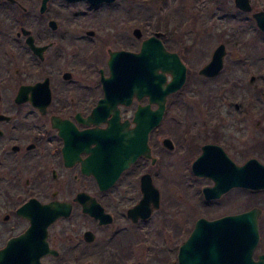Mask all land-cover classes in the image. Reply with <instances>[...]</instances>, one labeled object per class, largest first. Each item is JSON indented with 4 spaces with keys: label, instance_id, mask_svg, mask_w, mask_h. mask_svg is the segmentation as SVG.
Here are the masks:
<instances>
[{
    "label": "flooded vegetation",
    "instance_id": "obj_1",
    "mask_svg": "<svg viewBox=\"0 0 264 264\" xmlns=\"http://www.w3.org/2000/svg\"><path fill=\"white\" fill-rule=\"evenodd\" d=\"M170 2L161 0L167 14L153 12L144 19L138 13L124 18L123 10H109L121 7L119 0L96 4L89 0H0V264H11V256L6 253L8 241L25 233L30 226L29 220L19 215L17 209L31 199L37 201L31 203L34 205L57 201L70 206L68 216H61L47 226L46 253L50 254L41 257L42 264H90L95 258L100 264H137L132 253L139 226L159 209L153 210L146 219H133L129 215L142 198L143 175H148L158 189L160 207L157 179L161 185L169 183L182 191L194 190L198 180L210 183L201 186V192L213 185L210 178L192 170L204 146L220 147L235 164L229 152L241 144L246 151H264V54L246 55L248 36L238 37L237 29L218 33L223 39L219 37L216 42H186L179 38L186 51L212 50L210 54H202L204 62L190 71L185 55L172 51V42L165 37V34L171 37L187 24L183 6L176 9ZM248 2L249 11L239 8L235 0L232 6L240 18H249L252 27L264 36L253 17L258 12L264 14V0L261 8H253L251 0ZM171 13L181 16L175 18ZM221 18L235 20L234 16ZM136 22L142 28L134 27L130 31L134 41L122 32L124 25ZM142 29L147 33L143 38ZM98 35V42L93 44L91 39ZM152 36L166 50L179 55L186 66V79L196 72L200 82L194 90L200 93L205 110L218 116L226 112L229 122L177 121L175 136L158 139L160 146L154 138L158 125L148 134L150 157L133 160L112 182L118 169L133 157L127 135L138 128L136 112L149 101L137 95L126 102L120 99L124 92L115 88L108 65L110 53H137L142 42ZM107 41L118 47L106 48V56L94 54ZM219 45L225 50L221 70L215 76L200 74ZM227 47L244 57L227 60ZM170 79L167 74V81ZM36 84H40L36 90L27 89ZM181 102L178 107L183 108ZM150 107L154 110L156 105L151 103ZM253 126L259 133L254 135ZM119 132L125 137H117ZM247 135V140H241L240 136ZM166 138L172 143L171 149L162 143ZM178 150L185 160L188 151L192 154L181 177L172 180L167 164L164 173L161 170L157 173L155 168L162 164V153ZM95 173L100 176V183ZM169 185L166 184L168 188ZM234 189L248 195L264 193V189L244 188H232L226 193ZM184 229L187 231L186 227L181 228L179 234ZM261 255L264 253H253L252 258L257 261ZM220 259L219 264H227L226 258ZM174 264H177V253Z\"/></svg>",
    "mask_w": 264,
    "mask_h": 264
},
{
    "label": "water",
    "instance_id": "obj_2",
    "mask_svg": "<svg viewBox=\"0 0 264 264\" xmlns=\"http://www.w3.org/2000/svg\"><path fill=\"white\" fill-rule=\"evenodd\" d=\"M89 1L96 4L113 0ZM235 2L242 10H251L248 0H235ZM253 17L258 27L264 31V14L258 12L253 14ZM137 35L140 36L139 32ZM224 54V46L219 45L214 50L210 62L200 70V74L215 76L223 66ZM108 65L110 74L116 82L115 88L124 92L120 95L121 100L126 102L137 95L139 99L147 97L149 101L146 105L140 106L136 112L135 120L138 122V128L127 135L130 146L133 147V157L131 161L124 160V165L118 169V173L112 179L113 182L130 162L140 156L150 157L148 134L161 122L167 97L184 85L186 66L179 55L166 50L156 36L144 40L137 53L111 52ZM167 74L171 76L169 81ZM39 85L27 89L36 90ZM45 89L48 90L46 83ZM151 103L156 105L154 110L150 107ZM116 136L125 137L122 132ZM162 143L168 149L172 148L169 139H163ZM192 170L195 174L206 176L213 181L211 187L203 188L202 194L205 200L218 199L232 188L264 189L263 163L252 158L237 165L218 146H204L203 153L192 164ZM95 176L100 183V176L96 173ZM141 190L142 198L139 204L129 212L133 219L138 217L146 219L153 210L159 208V191L153 186L148 175H143L141 178ZM31 203L37 201L31 199L17 209L19 215L29 220L30 226L25 233L8 241L6 253L11 256V264H42L41 257L50 254L46 253L47 226L70 213V206L62 202L55 201L47 205ZM91 214L98 215L96 212ZM260 214V208L252 207L243 212L215 219L198 218L189 236L178 248L177 264H219L220 258H226L227 264H264V255L259 256L257 261L252 258L260 239L258 226ZM51 254L57 255V253Z\"/></svg>",
    "mask_w": 264,
    "mask_h": 264
},
{
    "label": "rangeland",
    "instance_id": "obj_3",
    "mask_svg": "<svg viewBox=\"0 0 264 264\" xmlns=\"http://www.w3.org/2000/svg\"><path fill=\"white\" fill-rule=\"evenodd\" d=\"M119 3L122 8L116 6L109 10H123L124 18L128 15H137V13L144 19L148 18L153 12H161V15L168 13L161 6V0H119ZM261 3L262 0H251L253 8H261ZM170 5L173 8L176 7V9H179L180 5L183 6L184 9H182L184 10L187 24L183 28H180L178 32H173L171 37L168 35L166 36V34L165 37H167L170 44L172 42L170 45L172 51L177 52L181 56L185 55L190 71L204 62L202 58L205 57L202 54H206L207 52L210 54L212 50L191 49L186 51L183 49V45L179 43V38L186 42H216L219 40V37L223 39L220 36V33L224 32L223 30L231 32L232 30L237 29L238 33H236V35L238 37L245 35L248 36L244 52L246 55L249 54L250 57H252L264 54V36L257 29L252 27V22H250L249 18L239 17L232 6V0H171ZM218 7H220V9H218ZM200 8H203V12L199 13ZM222 15L227 17L234 16L235 20L233 19L234 21L230 22L231 19L228 20L226 18H221ZM179 16H181V14L172 15V17L175 18H179ZM192 16H194L195 19L192 20ZM207 18H216V20L208 21ZM123 27V35H128L129 37H131L129 35L130 31L134 27L142 28L141 24L137 22L133 25L126 24ZM142 32L143 38L147 33L144 29H142ZM218 33L220 34L219 37L217 35ZM99 35L91 39L93 44L98 42ZM215 36L218 38H214ZM131 39L135 41L132 37ZM116 47H118V45L112 43V41H107L106 45H99L95 49L94 54L98 52L106 56V48L115 49ZM228 53L229 55L226 57L227 60L230 58H236L237 60V58L244 57V54L241 55L237 50L229 48ZM227 72L228 70L225 69L224 73ZM195 73L194 75H188L183 88L178 93L168 97L163 119L157 127V132H155L154 135L158 146H160L158 139L164 136L171 138L175 136V132L178 131V127L175 125V122L177 121L229 122V117H227L226 112V114L222 112L218 116L205 110L201 101L200 93L194 90V87L196 85L199 86L200 82V80L196 78ZM180 100L182 101L183 108L178 107ZM260 105H262V103H260ZM247 131L248 130L245 132ZM251 131H253L254 135L255 133H259L254 126L251 127ZM240 138L241 140H247L248 135L245 138L240 136ZM179 147L180 145H178V148ZM243 147L244 146L241 144L237 150L231 149L229 152L237 164L244 162V160L250 157L257 158L264 163V160L262 159V157H264L263 150L256 149L246 151ZM190 151L187 153L186 160L181 157V152L179 150L172 153L161 151L163 152L162 164H157L155 170L157 173L160 172V170L161 173H164V166L167 164L170 166L168 168L170 170L168 173L171 172V179H179L191 160L192 154ZM156 182L157 187L161 191V204L159 209L153 213L152 217L145 223H141L139 226L137 245H135L134 253H132V255L136 256L137 264H174L178 246L188 235L197 218L204 217L206 219H214L222 215L245 211L249 209L250 206L259 207L262 210L259 220L260 239L255 249V253H264V193L252 192V194L248 195L243 191L234 189L222 195L217 200L205 201L200 188L205 184H210L206 180H198L196 184L198 187L191 191H182L176 189L172 184L170 186L169 183H166L170 186V188H168L166 184L161 185L158 179ZM184 227L187 228V231L184 229L185 232L179 234L180 229ZM127 254L128 253H126V255ZM129 256H131V254ZM90 264H100V262L95 258L94 262H91Z\"/></svg>",
    "mask_w": 264,
    "mask_h": 264
}]
</instances>
